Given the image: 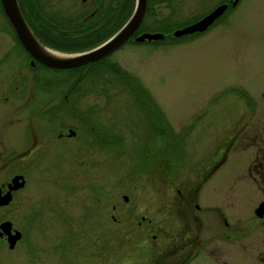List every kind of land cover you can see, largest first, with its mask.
I'll return each mask as SVG.
<instances>
[{
  "label": "rangeland",
  "instance_id": "1",
  "mask_svg": "<svg viewBox=\"0 0 264 264\" xmlns=\"http://www.w3.org/2000/svg\"><path fill=\"white\" fill-rule=\"evenodd\" d=\"M47 1L42 0L48 11H66L73 19L87 9L81 0H49L51 9ZM153 1L154 18L174 24L217 0ZM113 2L112 13L106 8L99 13L103 18L113 15V25L101 27L96 40L79 41L75 52L54 49L76 53L108 39L129 13V0ZM2 17L0 183L19 173L25 185L0 209V224L9 220L22 233L13 249L0 234V264H122L79 255L91 249L102 213L104 231L111 225L115 234L140 215L164 219L159 226L180 227V213L163 206L178 193L170 185L181 194L193 193L200 207L195 214L201 222L191 215L185 219L203 240L202 254L189 264H264V218L254 214L264 187L250 170L256 148L228 151L223 162L226 146L220 150L237 119L250 114L235 91H246L255 102L251 117L264 119V0H243L227 24L193 39L157 46L126 42L98 64L54 72L31 67L27 51ZM146 24L153 25L151 17ZM93 41L98 43L90 46ZM114 63L148 91L153 107L172 129L169 134L176 136L178 160L158 162L155 150L138 168L146 147L158 143L142 106L151 100L148 94L136 99L111 67ZM109 132L116 137L101 145ZM164 164L175 168V175L168 170L165 178L158 170ZM161 212L166 217L160 218ZM78 228L83 234H77ZM114 246L115 257L121 258L126 246Z\"/></svg>",
  "mask_w": 264,
  "mask_h": 264
},
{
  "label": "flooded vegetation",
  "instance_id": "2",
  "mask_svg": "<svg viewBox=\"0 0 264 264\" xmlns=\"http://www.w3.org/2000/svg\"><path fill=\"white\" fill-rule=\"evenodd\" d=\"M169 1L171 2L173 0ZM242 1L243 0H237L236 2L235 0H217L215 3L208 5L202 12L197 13L189 17L188 19L194 18L193 21H196L202 16L212 12L216 7L220 5H226V8L223 13L218 16L213 21V23L205 30L208 31L216 25L227 24L230 15L236 10V8ZM81 2L84 6H86L87 9L85 10V12H83V16L81 15L80 17H77L75 19L64 15L66 11L58 13L55 10L51 9L49 0L47 1L46 6L52 11H48L46 9L42 0H21L19 1V5L23 17L27 21L33 33L40 41H42L44 44H47L48 42H60L63 47L72 50L69 52H75L77 51L76 49L80 48H74L81 43L79 41L96 40L100 35H102H98L101 27H103L104 25L107 26L106 23H110L111 25H113V15L111 16L110 14V17L106 18L99 16L100 12H104V8L110 10V12L108 10V14L112 13L111 11H113L114 8L113 0H81ZM71 14H74V12H72ZM200 14L201 16H199ZM0 16L6 18L2 7L0 8ZM95 18L97 21L95 20ZM205 31H203L202 33H196L194 35L192 34L191 36L197 37L199 35H202ZM135 35L137 34H134L127 42L132 41ZM26 53L28 55V62L32 68L41 67L43 69H46L45 66H43V64H41L40 62L32 60V57L28 54V52ZM32 61H34L33 64ZM240 99L243 101L242 98ZM243 102H245V100ZM255 159H257L256 149L255 157L253 160ZM254 164L255 175L257 176L256 182H259L260 178L263 179L261 177V173H259L260 165L258 161H255ZM16 175L20 174L15 173L8 181L0 183V196H3L8 191L9 185L12 183V179ZM17 190H11L12 199L9 201L8 204L13 201ZM195 198L196 197L193 193L185 195L178 192L176 195L172 196V199L169 201L170 203L163 205L173 207L176 211L180 213L182 217V225L176 230L175 227H173L170 223L164 226H159L160 223H164V219L158 220L150 218L149 215H140V219L134 222L133 216L131 218V225L129 226L132 230H134L132 231V234H134L131 236L132 239H136L135 242H127L123 258L115 257L113 227L109 225L110 227H108L107 230L104 231L103 226L104 223L107 221L106 216L102 213L100 219L101 228L99 225H96V230L93 229L94 239L89 244L91 249H88L86 254L77 255H79L80 257L82 255H87V260L90 257L91 261L98 262L136 261V263L142 264L141 261H158V264H163V261H173L174 264H189L191 261H194L198 257V255L202 254L201 249H203V247H201L203 240L201 239L200 234H198V232H196L195 229L192 228L190 222L187 223V221L185 220L186 218H189V215H191L192 217H194V219H196V221L201 222V218L195 214L196 212L200 211L198 203H195ZM123 200L126 203H128L129 201L127 196H123ZM8 204L0 205V209L7 206ZM192 205L195 209L194 211H192L190 208L192 207ZM112 210H115L114 205H112ZM161 213L162 214H159L160 218L164 216L166 217V214L164 212ZM156 214L158 217V211L156 212ZM111 220L112 222H115V219L113 217H111ZM185 223H187L189 227L188 225H185ZM224 223H226V219L224 220ZM196 227H198L197 224ZM188 229L191 235L184 236L183 234L185 233L183 231H188ZM15 230L16 228H14L12 224V232H14ZM81 231L82 230L78 228L77 234H83V232ZM103 233H105L106 235H104ZM2 238H4V240L7 242L5 235ZM77 238L78 237L76 236L75 239ZM138 238H147V241L145 243H137ZM148 239L155 241L151 242L152 246H148ZM172 239L174 241L170 242ZM63 243L67 244L69 242L66 243L65 240ZM66 248V245L62 244V250L64 251ZM91 264H94V262H92Z\"/></svg>",
  "mask_w": 264,
  "mask_h": 264
},
{
  "label": "trees",
  "instance_id": "3",
  "mask_svg": "<svg viewBox=\"0 0 264 264\" xmlns=\"http://www.w3.org/2000/svg\"><path fill=\"white\" fill-rule=\"evenodd\" d=\"M134 1L135 0H129V13L127 15V12L124 16V20L118 25L116 26L115 31L126 21V19L129 17V15L131 14L133 7H134ZM157 2V1H156ZM153 0H148V6H147V12H146V16L145 19L143 20L140 28H139V32L141 31H147V29L149 28H153V31H161L165 34V37L163 40L161 41H156L153 42L152 44L154 45H160V44H164L167 43V41H170L171 43L177 42V41H182V40H187L188 38H175L171 35V31L177 27H181L187 23H189L190 21L194 20V18H190L187 19L183 22H177L174 24H171V22L169 21V19H162V20H158L154 18V12L152 11V6L156 3ZM159 2V1H158ZM201 15V14H200ZM199 15V16H200ZM148 17H151V22L153 23V25H147L146 24V19ZM114 31V32H115ZM189 38V39H193ZM98 42L93 43L92 45L90 44V46H93L95 44H97ZM47 45H49L52 48H56V49H60V50H64L65 47L62 46V44L60 42H52V43H47ZM103 60V59H102ZM102 60L96 61L94 63H92L91 65H95L98 64L100 62H102ZM44 66V65H43ZM111 67L120 74L121 79L123 78L124 81L127 83V85H129L130 87V91L133 93V96L138 98H143L145 97V94H148V91L142 87V85H140L138 83V81L135 79L136 77L130 75L127 71H125L124 69L120 68L119 65H117L116 63L112 64ZM46 70L51 69L53 72L54 71H68L71 69H52L49 67H46ZM76 68H73V70H76ZM131 84V85H130ZM235 93H237V95H239L240 98L243 99V101L245 100V104L248 107V111H249V115L247 116V114H243L241 118L237 119V121L235 122V126L234 129L230 132V134L228 136L225 137V139L221 140L222 145L220 146V150H224V146L225 147V152L223 151V156L221 158V162H223L225 160V158H227V153L228 151H234V150H246L250 147L256 148L257 150V159L252 160V163L250 164V170L255 171L254 168V163L255 161L259 162L260 168H259V173H261V177L264 179V119H253L251 117V115L254 114L255 112V102L252 100V98L248 95V93H246L243 90H238L235 91ZM150 97V95L148 96V98ZM147 98V97H146ZM150 100L152 101L151 97ZM149 102L148 106L147 104L142 105L143 106V111L145 116L147 117V121L148 124L151 126V128L155 131L156 136H158V143L154 144L153 142V146L151 145L150 148L145 149L144 151V156L142 159H140L139 162V166L138 168L142 167L145 162L147 161L146 156L148 154H151L152 152H154L155 150L158 151V162L161 160H164L165 162L170 160H178L180 158V156L178 155L177 151L174 148V144H175V139L176 136L174 134H169L168 131L170 130V127L164 122L163 117L160 115V111L159 109L156 110L154 106L153 101ZM148 108V109H147ZM163 119V120H162ZM158 120V121H157ZM96 122V121H95ZM98 123V122H97ZM98 128V127H97ZM113 132H109L108 136L107 135H103V142L102 144L106 143L107 137L111 138V136L116 137L115 135L112 134ZM107 134V133H106ZM114 143V142H113ZM116 144V143H115ZM229 144V145H228ZM158 145V150L157 148L154 149V146ZM116 146H120V145H116ZM179 157V158H178ZM162 165V164H161ZM175 167V166H174ZM143 168V167H142ZM158 170H160L162 173L164 171L165 173V178L168 175V170L170 171V174H174L175 172V168H169L167 169L164 166H158ZM260 178L258 185L260 187H264V180ZM170 187L174 190V188L176 189V192L178 191V188L174 187V185H170ZM177 194V193H176ZM175 194V195H176ZM188 223V222H187ZM187 223H185V225H188ZM131 224H126L125 228L119 230V232H117L115 234L114 232V245H116L118 248H121L122 246H126L127 242L129 241H133L135 242V239H132V230L130 228ZM191 225V224H190ZM189 227V225H188ZM185 234H183L184 236L186 235H191L189 229L188 231L184 230L183 231ZM136 234V231H135ZM147 241V238H138L137 239V243H145ZM174 241L173 239L170 241L172 242ZM116 249V248H115ZM120 255V254H119ZM123 258L124 257V252L121 255ZM165 263V261H163ZM142 264H158V261H142ZM122 264H127L126 261H123ZM138 264V263H135ZM170 264H174L173 261H170Z\"/></svg>",
  "mask_w": 264,
  "mask_h": 264
},
{
  "label": "water",
  "instance_id": "4",
  "mask_svg": "<svg viewBox=\"0 0 264 264\" xmlns=\"http://www.w3.org/2000/svg\"><path fill=\"white\" fill-rule=\"evenodd\" d=\"M236 1L237 0H235V2ZM147 2L148 0H135L133 10L129 17L105 41L88 50L68 53L49 47L36 37L23 17L17 0H1L2 9L7 20L13 27L22 46L32 57V60H36L52 69H70L83 65H91L118 49L130 40L140 27L146 15ZM225 8L226 5L216 7L212 12L204 15L199 20L173 30L172 35L174 37H181L183 35L205 31L213 21L223 13ZM164 36V33L159 31L142 32L135 36L134 41L138 43L145 41H159L162 40ZM33 62L34 61H32V64ZM70 135H75V132L71 130ZM24 185L25 179L23 175L20 174L14 176L12 183L9 185L8 191L3 196H0V205L8 204L12 199L11 190L20 189L24 187ZM254 214L259 218L264 217V200L258 203L257 207L254 209ZM0 234L6 236L9 249H13L22 236V233L19 230L12 232V223L9 220L0 224Z\"/></svg>",
  "mask_w": 264,
  "mask_h": 264
}]
</instances>
